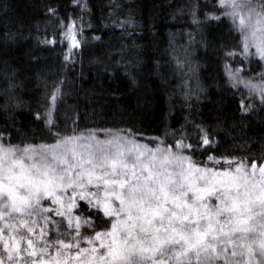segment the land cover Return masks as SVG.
I'll return each instance as SVG.
<instances>
[{"label":"snow or ice","instance_id":"obj_1","mask_svg":"<svg viewBox=\"0 0 264 264\" xmlns=\"http://www.w3.org/2000/svg\"><path fill=\"white\" fill-rule=\"evenodd\" d=\"M215 7L208 15L230 19L240 33L239 51L227 56L264 62V0ZM190 9L199 23L195 0ZM82 27L76 19L65 24L72 46ZM226 70L264 108V71ZM14 87L9 80L5 95ZM61 97L58 82L39 142L12 143L7 125L0 131V264H264V162L204 155L218 141L194 122L195 142L181 125L165 133L172 144L147 143L128 128L65 127L56 119ZM241 104L244 112L257 107L243 97Z\"/></svg>","mask_w":264,"mask_h":264},{"label":"trees","instance_id":"obj_2","mask_svg":"<svg viewBox=\"0 0 264 264\" xmlns=\"http://www.w3.org/2000/svg\"><path fill=\"white\" fill-rule=\"evenodd\" d=\"M87 3L84 9L83 0H0V131L7 125L12 143L32 136L39 142L52 86L62 82V126L128 128L147 143L161 137L172 144L165 133L181 125L195 142L194 122L218 141L204 146V155L264 162V108L246 88L234 87L226 70L243 66L251 76L264 71V62L227 56L239 51L240 33L230 19L208 15L218 12L217 0H195L199 23L193 0ZM72 19L83 25L77 46L64 36ZM9 80L15 87L6 96ZM242 97L256 109L244 112Z\"/></svg>","mask_w":264,"mask_h":264}]
</instances>
